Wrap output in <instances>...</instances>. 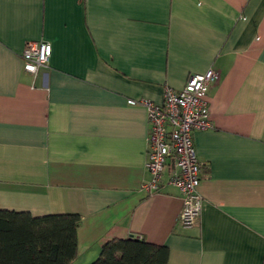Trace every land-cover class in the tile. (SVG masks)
I'll use <instances>...</instances> for the list:
<instances>
[{"label":"crops","instance_id":"1","mask_svg":"<svg viewBox=\"0 0 264 264\" xmlns=\"http://www.w3.org/2000/svg\"><path fill=\"white\" fill-rule=\"evenodd\" d=\"M41 40L33 75L22 50ZM208 68L211 127L192 135L203 204L183 227L172 160L158 191L141 188L139 100ZM0 209L79 214L70 264L129 236L165 245L166 264H264V0H0Z\"/></svg>","mask_w":264,"mask_h":264},{"label":"built area","instance_id":"2","mask_svg":"<svg viewBox=\"0 0 264 264\" xmlns=\"http://www.w3.org/2000/svg\"><path fill=\"white\" fill-rule=\"evenodd\" d=\"M50 54L49 42H27L22 50L23 69L35 75L47 64ZM217 77L213 68L191 73L180 89L166 85L160 103L139 100L146 109L149 129L145 166L150 178L141 188L148 193L158 191L162 174L168 161L172 160L168 183L181 194L178 222L183 227L197 222L202 209L203 200L198 192L201 163L196 156L192 135L196 130L211 127L207 91ZM128 103L136 101L130 99Z\"/></svg>","mask_w":264,"mask_h":264},{"label":"trees","instance_id":"3","mask_svg":"<svg viewBox=\"0 0 264 264\" xmlns=\"http://www.w3.org/2000/svg\"><path fill=\"white\" fill-rule=\"evenodd\" d=\"M76 213L32 216L0 209V264H70L77 255ZM168 248L138 236L115 238L88 264H166Z\"/></svg>","mask_w":264,"mask_h":264}]
</instances>
